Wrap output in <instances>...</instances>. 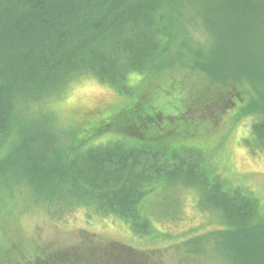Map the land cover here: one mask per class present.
<instances>
[{"label":"trees","instance_id":"1","mask_svg":"<svg viewBox=\"0 0 264 264\" xmlns=\"http://www.w3.org/2000/svg\"><path fill=\"white\" fill-rule=\"evenodd\" d=\"M196 29L204 43L192 36ZM172 43L175 58L186 65L188 57L212 84L236 98L243 93L238 88H249L238 109L253 117L249 146L264 153V0H0V154L27 177L52 220L86 208L163 239L167 233L144 211L147 186L184 179L199 210L220 228V235L209 233L227 264H264L260 203L250 191L226 185L199 148L127 138L83 139L67 150L56 143L60 131L46 105L84 76L126 94L131 74L151 75L174 60ZM144 105L137 116L153 118L156 111ZM58 259L36 263L62 264Z\"/></svg>","mask_w":264,"mask_h":264},{"label":"rangeland","instance_id":"2","mask_svg":"<svg viewBox=\"0 0 264 264\" xmlns=\"http://www.w3.org/2000/svg\"><path fill=\"white\" fill-rule=\"evenodd\" d=\"M192 36L201 43L206 38L198 29ZM177 49L172 43L174 60L167 61L168 56L162 70L131 74L126 94L91 76L73 82L59 100L45 106L53 110L60 131L56 143L62 142L67 150L83 139L88 144L91 139L107 143L127 138L199 148L226 185L257 198L264 217V153L249 146L253 117L242 114L244 107L238 109L248 101L249 88H238L243 93L236 98L189 66L188 57H183L186 65L177 60ZM143 104L146 112L151 107L156 111L153 118L137 116L136 108ZM105 125L108 129L100 128ZM4 154H0V264H37L39 258L51 256H58L62 264L230 263L212 235H220V228L199 210V198L184 179L147 186L144 211L155 228L167 233L163 239L136 233L119 215H88L86 208L52 220L43 198L29 191L27 177L4 163ZM259 231L264 233V219Z\"/></svg>","mask_w":264,"mask_h":264}]
</instances>
